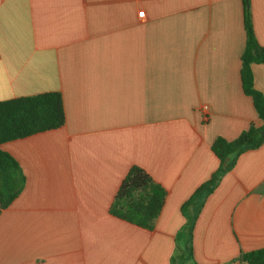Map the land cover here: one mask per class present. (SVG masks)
Here are the masks:
<instances>
[{
  "label": "crops",
  "instance_id": "1",
  "mask_svg": "<svg viewBox=\"0 0 264 264\" xmlns=\"http://www.w3.org/2000/svg\"><path fill=\"white\" fill-rule=\"evenodd\" d=\"M249 8L264 46V0ZM246 41L244 0H0V101L59 92L66 115L1 145L25 184L0 213V264H246L263 249L264 142L206 186L213 143L264 125ZM252 71L264 95V63ZM133 166L167 192L152 230L110 213Z\"/></svg>",
  "mask_w": 264,
  "mask_h": 264
},
{
  "label": "trees",
  "instance_id": "2",
  "mask_svg": "<svg viewBox=\"0 0 264 264\" xmlns=\"http://www.w3.org/2000/svg\"><path fill=\"white\" fill-rule=\"evenodd\" d=\"M244 4L247 41L242 55V84L244 93L252 98L264 124V95L255 88L252 71L253 64L264 63V46L258 43L254 34L249 0H244ZM65 122L63 98L59 92L0 101V213L17 198L25 184V176L18 162L3 151L1 145L58 129ZM263 142L264 125H252L233 141L218 138L212 145V151L218 157L220 167L206 186L211 187L230 170L238 156L258 148ZM166 196V190L148 172L133 166L114 198L110 213L126 222L152 230L164 207ZM241 258L246 264H264V248L244 253Z\"/></svg>",
  "mask_w": 264,
  "mask_h": 264
},
{
  "label": "built area",
  "instance_id": "3",
  "mask_svg": "<svg viewBox=\"0 0 264 264\" xmlns=\"http://www.w3.org/2000/svg\"><path fill=\"white\" fill-rule=\"evenodd\" d=\"M140 17H144V13H140Z\"/></svg>",
  "mask_w": 264,
  "mask_h": 264
}]
</instances>
